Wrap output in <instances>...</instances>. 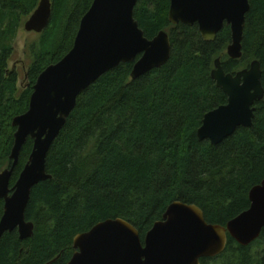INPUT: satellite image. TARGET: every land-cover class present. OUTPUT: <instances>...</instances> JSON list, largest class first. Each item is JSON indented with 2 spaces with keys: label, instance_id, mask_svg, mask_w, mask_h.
Returning <instances> with one entry per match:
<instances>
[{
  "label": "trees",
  "instance_id": "trees-1",
  "mask_svg": "<svg viewBox=\"0 0 264 264\" xmlns=\"http://www.w3.org/2000/svg\"><path fill=\"white\" fill-rule=\"evenodd\" d=\"M39 1L0 0V172L12 165L13 118L27 111L38 76L71 50L93 0H50L49 25L32 48L28 86L18 95L7 61L20 21ZM248 1L242 56L230 60L227 26L213 42H204L197 26L168 23L169 0H137L133 17L144 36L168 34L169 61L135 80L133 64H122L78 96L46 157L51 179L30 195L25 219L33 224V236L20 241L16 231L4 234L0 264H67L74 237L106 220L129 223L143 242L174 202L198 207L208 224L221 227L249 208V191L264 180V98L254 105L252 126L220 145L196 136L204 115L227 103L211 79L217 58L226 74L257 60L264 89V0ZM31 150L27 139L10 188ZM2 213L0 201V218ZM200 264H264V229L247 247L227 235L224 252Z\"/></svg>",
  "mask_w": 264,
  "mask_h": 264
},
{
  "label": "water",
  "instance_id": "water-1",
  "mask_svg": "<svg viewBox=\"0 0 264 264\" xmlns=\"http://www.w3.org/2000/svg\"><path fill=\"white\" fill-rule=\"evenodd\" d=\"M136 3L137 0H93L80 20L71 50L38 76L27 111L13 118L15 132L9 156L12 165L0 172V241L4 234L14 231L20 241L33 236V224L25 219L30 195L34 187L51 179L46 173V157L78 96L122 64H133L130 79L135 80L169 61L168 34L160 31L147 39L133 17ZM249 10L248 0H169L167 21L173 26H197L202 40L208 43L227 26L231 39L225 54L230 60H239ZM51 14L50 0H40L25 22L24 31L42 33ZM261 76L257 60L234 74H226L220 59L215 60L211 79L227 97V103L204 115L196 132L200 142L216 147L237 129L252 126L254 105L264 98ZM27 139L32 141L31 153L10 188ZM248 201L249 208L225 227L208 224L194 205L174 202L143 242L129 223L106 220L74 237L73 254L67 264H200L224 252L227 235L242 247L259 238L264 229V180L251 188Z\"/></svg>",
  "mask_w": 264,
  "mask_h": 264
},
{
  "label": "rangeland",
  "instance_id": "rangeland-1",
  "mask_svg": "<svg viewBox=\"0 0 264 264\" xmlns=\"http://www.w3.org/2000/svg\"><path fill=\"white\" fill-rule=\"evenodd\" d=\"M28 18H24L20 21L16 37L12 41V53L7 61L6 68V71L14 72L16 74V89L18 95H21L28 86V81L26 79L27 72L29 71L34 59L32 48L33 46L38 45L39 36L41 34L33 32L28 33L24 31V24Z\"/></svg>",
  "mask_w": 264,
  "mask_h": 264
}]
</instances>
